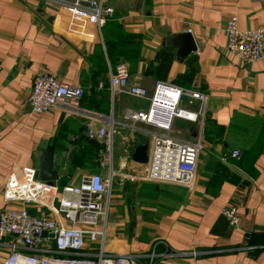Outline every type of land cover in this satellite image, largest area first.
<instances>
[{"label": "crops", "instance_id": "0c3cea01", "mask_svg": "<svg viewBox=\"0 0 264 264\" xmlns=\"http://www.w3.org/2000/svg\"><path fill=\"white\" fill-rule=\"evenodd\" d=\"M104 1L115 11L108 23L121 33L119 45L110 49L114 60L109 57L104 27L98 29L51 0H0V211L11 171L23 167L39 171L47 150L61 153L67 143H76L78 153L89 144V126H113L117 152L113 170L118 175L106 254L153 253V264H264V144L249 171L228 161L233 151L247 146L243 132L230 129L233 119L245 115L264 120V59L251 65L240 62L227 51L225 32L232 16L238 17L240 30L264 27V0ZM183 33L193 36L197 50L180 61L166 40ZM163 50L172 54L166 64L157 59ZM120 63L128 66L132 84L149 91L164 81L207 95L206 117L224 127L225 133L221 138L203 135L193 187L147 181L146 164L132 160L135 147L147 139L150 149V141L141 130L131 128L124 115L128 109H145L147 103L122 95L112 98L109 78ZM159 69L164 71L162 78ZM43 74L83 87L87 97L108 92L107 114L83 107L88 115L63 108L32 114L27 99L34 79ZM182 76H189V82ZM97 99L101 101L100 96ZM199 128L198 123L176 120L173 136L193 141ZM72 168L55 183H77L85 173L109 175L99 166L94 171ZM213 177L224 179L213 186ZM230 206L237 209L238 226L223 215ZM9 244V239L0 238V264L10 254ZM166 250L187 255L163 259Z\"/></svg>", "mask_w": 264, "mask_h": 264}, {"label": "built area", "instance_id": "2783aa9c", "mask_svg": "<svg viewBox=\"0 0 264 264\" xmlns=\"http://www.w3.org/2000/svg\"><path fill=\"white\" fill-rule=\"evenodd\" d=\"M51 1L81 15L98 29H102L115 13L104 0ZM225 32L227 51L240 62L251 65L264 59V27L253 31L240 30L238 17L232 16L226 23ZM109 88L112 98L122 95L147 103L145 109H128L124 115L130 127L141 130V136L150 141L145 179L193 187L204 148L207 95L164 81L157 82L149 91L130 82L129 68L125 63L118 64L111 72ZM85 93L81 86H71L43 74L34 79L27 104L35 115L48 114L56 108L75 115H88L81 106ZM96 118L99 117L96 115ZM176 120L199 124V132L193 141L173 136ZM139 125L145 129H139ZM115 134L113 126L92 125L87 129L88 138L100 144L98 166L109 171L107 178L98 172L85 173L79 182L60 186L42 181L33 167L10 172L3 193L5 206L0 211V238L9 239L11 249L3 264L154 263L153 253L113 256L104 251L113 183L118 175L113 170ZM241 155L235 150L231 157L240 159ZM223 215L231 225H239L236 207H227ZM95 244L100 246L94 251ZM186 255L166 250L161 257L169 259Z\"/></svg>", "mask_w": 264, "mask_h": 264}, {"label": "trees", "instance_id": "16d2710c", "mask_svg": "<svg viewBox=\"0 0 264 264\" xmlns=\"http://www.w3.org/2000/svg\"><path fill=\"white\" fill-rule=\"evenodd\" d=\"M120 31L115 26L109 24L108 22L105 24L103 28V35L105 37V42L107 44V49L109 52V57L114 60V56L111 52V47L113 45H119V36ZM172 58V54L163 50L157 54V59L161 60L163 64L169 62ZM132 71V70H131ZM158 76L161 78L164 76L163 69H159L157 71ZM189 76H182L181 79L185 82H189ZM102 92V91H101ZM100 96L101 101H98V97ZM81 106L88 110H92L94 112H99L103 114H107L110 108V96L109 93L103 91L102 93H92L89 97L85 94L81 100ZM242 128V130H241ZM243 132V138L247 143L243 149H241V157L240 159H235L228 157V161L236 165L243 171H249V169L253 166L257 158L262 153V146L264 144V120H259L255 118H251L245 115H237L233 122L231 123V128ZM225 133V128L222 126H218L211 119L206 117L203 127V135L210 136L214 135L217 138H221ZM66 134V129L61 132V138H63ZM98 149L93 147L90 144H83L81 149L78 151L74 162L72 171L74 172L77 169L94 171L98 168ZM217 173V172H216ZM215 173V176H216ZM218 176V175H217ZM222 177H213L212 185L215 186L216 183L221 182L223 180ZM63 181L61 184H64ZM218 187V186H217ZM225 217V216H224ZM226 218V217H225Z\"/></svg>", "mask_w": 264, "mask_h": 264}, {"label": "water", "instance_id": "95a60500", "mask_svg": "<svg viewBox=\"0 0 264 264\" xmlns=\"http://www.w3.org/2000/svg\"><path fill=\"white\" fill-rule=\"evenodd\" d=\"M166 45L177 50L176 55L180 61L185 60L191 53L197 50L193 36L190 33L171 36L166 40ZM86 141L97 149L100 147L99 143L95 140L87 138ZM75 145L76 143H67L61 153H57L53 149H49L44 153L38 171L42 181L55 183L59 181L61 175L69 172L77 154L74 148ZM131 158L134 162L140 164L148 163L149 143L147 139L135 147Z\"/></svg>", "mask_w": 264, "mask_h": 264}, {"label": "rangeland", "instance_id": "374dc122", "mask_svg": "<svg viewBox=\"0 0 264 264\" xmlns=\"http://www.w3.org/2000/svg\"><path fill=\"white\" fill-rule=\"evenodd\" d=\"M116 143V142H115ZM117 159V152H116V145H115V151H114V164L116 163Z\"/></svg>", "mask_w": 264, "mask_h": 264}]
</instances>
